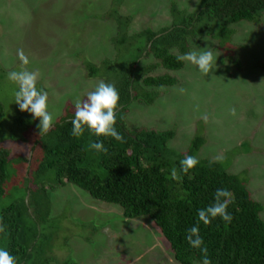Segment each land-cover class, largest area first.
Returning a JSON list of instances; mask_svg holds the SVG:
<instances>
[{
	"label": "rangeland",
	"instance_id": "rangeland-1",
	"mask_svg": "<svg viewBox=\"0 0 264 264\" xmlns=\"http://www.w3.org/2000/svg\"><path fill=\"white\" fill-rule=\"evenodd\" d=\"M116 1L0 0V104L4 107L0 139L12 152L0 208L24 193L29 166L24 159L31 156L13 123L19 116L33 117L14 103L18 85L7 79L8 72L25 67L17 50L28 56L27 69L39 74L37 88L47 91L55 124L68 114V106L74 108L77 100L86 99L107 79L104 68L91 79L87 64L99 67L104 59L117 55L112 43L117 27L106 18ZM122 1L117 10L133 19L129 34L173 25L172 2L188 13L199 5L196 0ZM232 29L236 35L229 43L195 37L190 51L208 47L217 57L216 68L205 76L185 61L181 71L169 72L177 78L176 85L150 89L156 94L151 105L132 104L126 125L131 130L174 132L169 148L176 152L188 151L197 137H203L206 144L198 158L222 163L234 175L247 172L251 196L264 206V14ZM164 74L168 72L160 68L150 76ZM47 176V183L39 180L41 185L56 191L38 196L49 217L34 264L46 259L49 264H179L149 218L126 219L120 207L101 203L72 185L56 187L53 175Z\"/></svg>",
	"mask_w": 264,
	"mask_h": 264
},
{
	"label": "trees",
	"instance_id": "trees-1",
	"mask_svg": "<svg viewBox=\"0 0 264 264\" xmlns=\"http://www.w3.org/2000/svg\"><path fill=\"white\" fill-rule=\"evenodd\" d=\"M121 2L117 0L115 9L111 8L106 16L117 27V35L112 38L117 55L112 60L104 59L99 67L87 64V70L94 79L104 68L111 79L105 76V82L115 84L119 91L115 127L124 141L97 137L87 128L83 136L74 137V108L70 106L68 114L43 136L37 128L38 120L29 116L16 118L15 130L31 153L30 160L28 156L24 159L29 163L28 183L19 200L0 208V220L6 225V232L0 233V248L15 256L16 264H34L43 246V227L49 217L42 211L38 196L56 191L41 185L39 180L44 178L47 183V174L51 173L56 187L75 186L101 203L120 207L126 219L149 218L179 264H201L202 253L190 247L185 236L197 223L198 210L214 202L218 188H226L235 198L228 208L232 222L226 224L217 217L207 226L202 222L199 225L211 264H264V206L252 198L247 172L234 175L222 163L200 160L198 155L206 144L203 137H197L188 151L176 152L169 148L174 132L131 130L126 125L132 104L151 105L156 98L154 90L178 83L169 72L185 67V61H178L177 57L190 52L195 37L231 42L236 35L233 26L255 22L264 14V0H200L192 13L172 2L173 25L132 34L129 29L133 19L117 10ZM160 68L168 74L150 76ZM3 113L0 104V131ZM3 141L0 139V199L6 195L12 153ZM97 141L103 142L106 152L88 149L90 142ZM187 155L197 157L199 164L181 174L179 182L172 180L170 170H179L180 161ZM49 263V259L44 260V264Z\"/></svg>",
	"mask_w": 264,
	"mask_h": 264
},
{
	"label": "clouds",
	"instance_id": "clouds-1",
	"mask_svg": "<svg viewBox=\"0 0 264 264\" xmlns=\"http://www.w3.org/2000/svg\"><path fill=\"white\" fill-rule=\"evenodd\" d=\"M200 0H196L199 4ZM17 56L25 67L19 70H12L7 73V79L16 85L18 89L14 92V103L18 105L21 112H28L33 119H38L37 128L40 136L48 133L53 124V115L48 110V93L42 88H37L39 74L29 71L27 65L30 63L28 56L23 49L17 50ZM178 61H187L196 66L200 73L208 75L217 66V57L208 47L199 51L193 50L177 57ZM86 99L77 100L74 104V118L71 120V134L74 137H81L85 128L97 137H111L116 141L123 142L124 137L117 131L116 111L120 102V94L115 84L100 81L93 91L86 94ZM231 115H236V109H230ZM207 119V117H203ZM89 150L106 152L102 141L90 142ZM199 164L197 157L185 156L180 161L179 170L175 167L170 170V178L179 182L181 174H187ZM233 193L226 188H218L214 193V202L197 212V223L188 229L185 239L190 247L202 253L201 264H211L208 249L200 235V223L209 225L213 219L219 217L223 222L229 224L233 216L228 212L229 205L234 203ZM6 232V225L0 220V233ZM0 264H16V257L9 251L0 248Z\"/></svg>",
	"mask_w": 264,
	"mask_h": 264
}]
</instances>
